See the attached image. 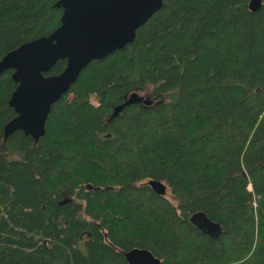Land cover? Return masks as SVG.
<instances>
[{
    "label": "trees",
    "instance_id": "1",
    "mask_svg": "<svg viewBox=\"0 0 264 264\" xmlns=\"http://www.w3.org/2000/svg\"><path fill=\"white\" fill-rule=\"evenodd\" d=\"M57 1L0 0V59L58 27ZM248 3L163 0L81 71L37 142L4 138L15 83L0 75V264H128L132 248L160 264H264V0ZM134 91L153 102L111 118ZM198 211L217 239L190 222Z\"/></svg>",
    "mask_w": 264,
    "mask_h": 264
},
{
    "label": "water",
    "instance_id": "2",
    "mask_svg": "<svg viewBox=\"0 0 264 264\" xmlns=\"http://www.w3.org/2000/svg\"><path fill=\"white\" fill-rule=\"evenodd\" d=\"M262 1L249 0V9L258 10ZM162 5L163 0H58L54 5L62 10L58 27L47 36L22 43L0 59V75L11 70L15 83L8 101L15 116L5 124L4 138L22 131L37 142L45 134L52 105L67 93L81 71L92 60L124 49L134 40L136 30ZM59 60L65 61L63 70L49 75ZM152 102L149 97L132 92L113 108L111 118L127 105ZM148 185L157 194H166L162 182L151 179ZM189 219L212 239H217L222 231L219 223L201 211ZM123 255L128 264H160L159 258L146 249L132 248Z\"/></svg>",
    "mask_w": 264,
    "mask_h": 264
},
{
    "label": "rangeland",
    "instance_id": "3",
    "mask_svg": "<svg viewBox=\"0 0 264 264\" xmlns=\"http://www.w3.org/2000/svg\"><path fill=\"white\" fill-rule=\"evenodd\" d=\"M134 92H137L139 95H141V96H143V97H147V96L144 95V93H142V92H140V91H134ZM165 196H166L169 200L173 201V200L171 199V195H170L169 190L166 191ZM65 201H66V200H64L63 203H64Z\"/></svg>",
    "mask_w": 264,
    "mask_h": 264
}]
</instances>
